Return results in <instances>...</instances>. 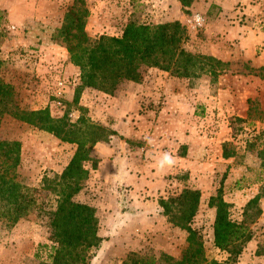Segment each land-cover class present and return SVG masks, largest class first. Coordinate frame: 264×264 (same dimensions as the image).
<instances>
[{"label":"rangeland","instance_id":"1","mask_svg":"<svg viewBox=\"0 0 264 264\" xmlns=\"http://www.w3.org/2000/svg\"><path fill=\"white\" fill-rule=\"evenodd\" d=\"M84 1L90 13L86 31L91 37L119 36L130 22H180L183 14L188 17L193 13L205 18L204 26L198 30L186 26L189 36L183 47L196 55L190 77L143 67V78L138 83H152L147 85L151 96L147 103L149 116L143 118L145 128L152 133L153 141L160 138L162 148L184 158L179 160L182 168L178 174H164L174 185L160 198L185 187L198 189L202 196L192 227L204 241L206 261L202 264H234L214 246V210L208 208V202L222 187L225 199L232 205V217L247 220L251 229L261 212L264 0H232L226 8L215 2L210 4V0H199L201 8L193 10L175 7L172 0ZM0 2V80L13 91L8 107L13 111L48 108L54 118L67 115L74 127H81L80 121L85 119L114 130L118 123L114 114L123 108L112 101L118 94H93L85 103L83 94L90 88H83L74 101L81 85L80 69L59 36L74 0ZM180 23L186 25V20L183 18ZM3 109L0 105V142L18 143L20 163L15 181L37 199V206L28 216L12 222L3 215L5 207L0 204V264H49L50 248L54 245L49 218L57 202L54 195L43 191V184L46 177L52 179L61 174L77 145L20 121ZM224 149L232 157L224 158ZM92 155L98 160L94 151ZM93 197L87 181L75 199L85 203ZM254 199L257 200L251 203ZM157 224L153 230L122 234L120 238L126 236L138 243L130 245L131 250L128 246H115L111 252H102L103 241L94 250L90 264H123L130 252L153 256L157 264H164V254L181 258L188 245L187 232L173 227L166 217Z\"/></svg>","mask_w":264,"mask_h":264},{"label":"trees","instance_id":"2","mask_svg":"<svg viewBox=\"0 0 264 264\" xmlns=\"http://www.w3.org/2000/svg\"><path fill=\"white\" fill-rule=\"evenodd\" d=\"M179 1L188 10L194 0ZM89 14L84 0H74L59 30L71 59L80 69L81 85L76 90L75 102L83 88L113 95L124 82H141L143 67L166 71L176 77L191 76L196 55L183 47L189 36L186 25L180 22L156 25L130 22L119 36L91 37L86 31ZM12 95V87L0 80L3 112L77 145L61 174L44 180L43 191L54 195L57 202L49 218L54 245L48 257L51 259L49 264H90L94 250L101 247L104 239L99 235L97 209L75 198L90 178L88 164H92L93 170L97 167L98 160L92 155L95 145L108 142L116 132L85 119L80 121L81 127H74L67 115L54 118L48 108L13 111L8 107L13 101ZM223 157L230 158L232 153L224 149ZM0 159V204L5 207L3 215L17 222L37 206V199L15 181V170L20 163L18 143L0 142ZM201 196L198 189L185 187L179 193L158 200L161 214L167 221L188 234V245L181 258L164 254V264H202L206 261L203 238L192 227ZM231 207L222 187L208 202V208L214 210L211 223L214 246L228 255L229 263L235 264L253 238V231L247 220L238 221L232 217ZM156 261L153 256L130 252L123 264H157Z\"/></svg>","mask_w":264,"mask_h":264},{"label":"crops","instance_id":"3","mask_svg":"<svg viewBox=\"0 0 264 264\" xmlns=\"http://www.w3.org/2000/svg\"><path fill=\"white\" fill-rule=\"evenodd\" d=\"M172 1L175 7H182L179 0ZM212 2L223 8L233 3L232 0H210V4ZM201 4L202 1L194 0L189 9H200ZM183 18L186 20L187 16L183 14L178 20L183 23ZM148 84L152 83L129 81L116 90L118 95L112 101L123 105L118 114H114L118 120L114 127L116 135L109 142L95 145L98 167L93 170L88 165L91 171L88 187L94 197L85 203L97 209L99 235L104 238L102 252H111L115 246H128L131 250L130 245L138 243L126 236L120 238L122 234L129 230L140 233L158 226V221L164 218L158 200L173 183L164 174H178L182 168L179 160L184 158L162 148L159 137L153 141L152 133L144 126L146 120L143 118L150 112L147 106L151 96ZM93 94L112 97L98 90L86 89L83 94L85 103ZM162 163L166 165L163 167ZM260 208L259 217L252 224L254 236L236 264H264V199Z\"/></svg>","mask_w":264,"mask_h":264},{"label":"built area","instance_id":"4","mask_svg":"<svg viewBox=\"0 0 264 264\" xmlns=\"http://www.w3.org/2000/svg\"><path fill=\"white\" fill-rule=\"evenodd\" d=\"M205 24V18L200 13H193L186 18V26L192 30H198Z\"/></svg>","mask_w":264,"mask_h":264},{"label":"clouds","instance_id":"5","mask_svg":"<svg viewBox=\"0 0 264 264\" xmlns=\"http://www.w3.org/2000/svg\"><path fill=\"white\" fill-rule=\"evenodd\" d=\"M167 159V158H166Z\"/></svg>","mask_w":264,"mask_h":264}]
</instances>
